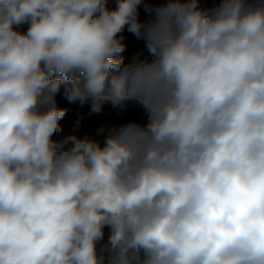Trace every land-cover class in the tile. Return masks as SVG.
Wrapping results in <instances>:
<instances>
[{"label": "clouds", "instance_id": "9594fccd", "mask_svg": "<svg viewBox=\"0 0 264 264\" xmlns=\"http://www.w3.org/2000/svg\"><path fill=\"white\" fill-rule=\"evenodd\" d=\"M0 264H264V0H0Z\"/></svg>", "mask_w": 264, "mask_h": 264}, {"label": "rangeland", "instance_id": "374dc122", "mask_svg": "<svg viewBox=\"0 0 264 264\" xmlns=\"http://www.w3.org/2000/svg\"><path fill=\"white\" fill-rule=\"evenodd\" d=\"M213 0H201L202 6L211 8ZM219 1H215V6H218ZM146 16V13L141 6L140 18ZM126 42L138 40L130 33L125 31L124 33ZM135 42V43H136ZM125 64H132L135 62L150 60L152 58L147 48L141 49L139 52L130 53L124 51L122 54ZM57 105L62 108H66L67 112L65 117L60 121L61 131L54 134L53 139L61 140L69 135H76L78 137L88 136L98 140L103 144L106 132L101 133L99 130L103 127L105 129L119 127L129 122L144 123L146 122V115L143 108L135 101H128L124 108L113 107L110 103L103 106V109L99 113H93L91 111V102H86L81 105L79 102L70 103L64 96L63 88L56 96ZM108 230L105 229V233ZM102 242L104 244H102ZM107 243V236L98 244V251L103 249Z\"/></svg>", "mask_w": 264, "mask_h": 264}, {"label": "trees", "instance_id": "16d2710c", "mask_svg": "<svg viewBox=\"0 0 264 264\" xmlns=\"http://www.w3.org/2000/svg\"><path fill=\"white\" fill-rule=\"evenodd\" d=\"M215 1H219V0H213L212 4H211V7L215 6L214 5ZM150 2H152V0H150ZM217 3L218 2H216V4ZM146 18H147V16H145L143 19H146ZM135 42L136 41L126 42V50L125 51L130 52V53H134V52H139L143 48H147L143 41L138 40V42H136V43ZM107 233H108V231L105 233L106 236H107ZM102 244H104V243L102 242Z\"/></svg>", "mask_w": 264, "mask_h": 264}]
</instances>
